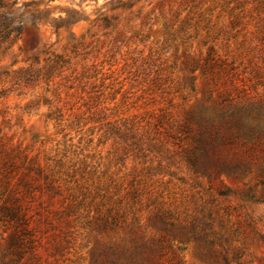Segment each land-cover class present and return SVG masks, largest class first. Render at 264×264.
Segmentation results:
<instances>
[{"label":"rangeland","instance_id":"374dc122","mask_svg":"<svg viewBox=\"0 0 264 264\" xmlns=\"http://www.w3.org/2000/svg\"><path fill=\"white\" fill-rule=\"evenodd\" d=\"M0 264H264V0H1Z\"/></svg>","mask_w":264,"mask_h":264},{"label":"trees","instance_id":"16d2710c","mask_svg":"<svg viewBox=\"0 0 264 264\" xmlns=\"http://www.w3.org/2000/svg\"><path fill=\"white\" fill-rule=\"evenodd\" d=\"M0 9H4V5L0 0ZM13 17L7 16L6 12L0 11V43L5 41H13L21 33L19 24H13Z\"/></svg>","mask_w":264,"mask_h":264}]
</instances>
